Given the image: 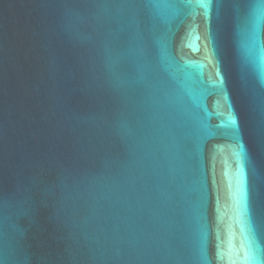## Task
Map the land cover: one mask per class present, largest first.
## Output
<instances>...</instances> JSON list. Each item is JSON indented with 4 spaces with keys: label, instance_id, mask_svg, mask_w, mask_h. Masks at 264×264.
I'll return each instance as SVG.
<instances>
[{
    "label": "water",
    "instance_id": "water-1",
    "mask_svg": "<svg viewBox=\"0 0 264 264\" xmlns=\"http://www.w3.org/2000/svg\"><path fill=\"white\" fill-rule=\"evenodd\" d=\"M0 264H264L261 0H0Z\"/></svg>",
    "mask_w": 264,
    "mask_h": 264
},
{
    "label": "snow or ice",
    "instance_id": "snow-or-ice-1",
    "mask_svg": "<svg viewBox=\"0 0 264 264\" xmlns=\"http://www.w3.org/2000/svg\"><path fill=\"white\" fill-rule=\"evenodd\" d=\"M261 4H264V0H261ZM205 6H206V5H205ZM245 259H247V260H255V259H256V256H255V254L252 252L251 249H250V250L248 251V253L246 254Z\"/></svg>",
    "mask_w": 264,
    "mask_h": 264
}]
</instances>
